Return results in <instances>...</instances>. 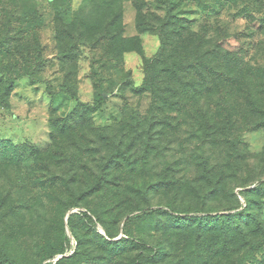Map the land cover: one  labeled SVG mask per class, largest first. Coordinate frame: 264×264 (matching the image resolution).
<instances>
[{
	"label": "rangeland",
	"instance_id": "rangeland-1",
	"mask_svg": "<svg viewBox=\"0 0 264 264\" xmlns=\"http://www.w3.org/2000/svg\"><path fill=\"white\" fill-rule=\"evenodd\" d=\"M156 57L172 106L138 89ZM79 101L101 107L62 131L54 120ZM118 148L134 167L108 165ZM261 182L264 0H0V251L54 264L83 243L63 264H131L137 251L112 242L125 237L141 240L142 264H264V189L248 192ZM168 203L252 210L236 234L189 232ZM46 237L66 250L42 261Z\"/></svg>",
	"mask_w": 264,
	"mask_h": 264
},
{
	"label": "trees",
	"instance_id": "trees-1",
	"mask_svg": "<svg viewBox=\"0 0 264 264\" xmlns=\"http://www.w3.org/2000/svg\"><path fill=\"white\" fill-rule=\"evenodd\" d=\"M144 30H142L143 32ZM167 44L164 40V38H162V52H160V54L163 53V50L165 51ZM159 58H153L152 60L147 59V61L145 62V68H144V72H145V78L144 81L142 83V85L140 86V88H138L141 91H151L154 93V101H162V102H167V104H169L170 106L173 105L172 100L167 97V96H161L159 95L160 89L157 87V80L158 77L162 74V71L160 70H156L155 72L153 71V65L159 63ZM185 70H188V72L191 71V67L189 66L188 68H186ZM172 71L174 73H179L181 71V68L177 65L174 66V69H172ZM17 76H13V77H9L8 80L6 81V83L4 84V91H8L12 89L13 87V83L15 81ZM212 89H210L211 91ZM101 107V101H97L95 104H89V103H85L83 101H79L77 106L75 107V109L70 113V115H68L67 117H61V118H56L54 120V124L57 125L61 128L62 131H66L69 128L73 129L74 128V124H77L78 122H83L86 121V116L91 113V112H95L96 110L100 109ZM153 108L157 107V104L154 103ZM24 148V149H23ZM22 149V151H25V146H21L20 148H18V151H20ZM46 153H49V151H46ZM45 154V153H44ZM43 154V155H44ZM42 156V152L41 151H36V149H33L32 153H31V157L32 158H37L39 160V158H41ZM131 154L129 153L128 150H123L122 148H118L117 151L111 153V155L109 156L108 160L109 163L108 165L111 166H115L118 168H123L125 167L127 164L131 165L132 167H134V163L131 161ZM127 162V163H126ZM134 170V169H133ZM205 170H208L207 166H205ZM108 174V173H106ZM55 180H57L56 182H58L59 180H61L60 177L55 176L54 177ZM107 175L102 176L98 183L100 184V186L102 185V183H104L107 180ZM264 189V182H261L258 186H256L255 188L251 189V191L248 192H252V191H259V190H263ZM95 192H98L97 189H90L87 191V196H91L93 195ZM247 192V193H248ZM74 204H71L70 206H73ZM167 208L170 209V211H172V214L168 213L167 211H163L164 214H166L168 216L169 222L171 225L182 228L185 227L187 228V230H189L190 228L197 229L198 231H201L206 228V226L211 227L212 228H208V229H214V228H220V227H216V226H223V230L225 233L227 234H236L238 233L237 231L239 230L240 227H242V225L240 224L242 222V219L244 218V216H248L250 215V212L252 210V206L250 204H248L247 207L239 210L242 206H238V207H232L229 210H237L233 213H216V214H207V213H199V214H194V215H182V212L177 211V210H172V206L171 204H167L166 206ZM120 210H122L120 208ZM137 211H141L142 209H136ZM121 213V211H119ZM95 214V212H94ZM148 214V213H146ZM86 217L90 218L89 214H85ZM98 221L99 217H96ZM131 220V216L128 215L126 217V222L124 224V226ZM120 220L118 221V223L120 224ZM71 226V223H70ZM123 226V227H124ZM255 231H260L262 230V234H264V229L261 228V222L259 220H256L255 222ZM243 228V227H242ZM221 229V228H220ZM243 230V229H242ZM192 229H190L189 232H191ZM260 234V233H258ZM113 242V246L116 248L118 246H120V251L123 250V248H128L126 251H124L122 254H126L129 253L130 251H137V254L135 255V258L133 260V262H131V264H142V259L144 258L145 255H143L144 253V247L142 246V242L139 239H129L122 237L120 240L117 241H112ZM252 246L256 247V244L252 243ZM81 247H83V243H80V245L75 248V251L73 252L72 255H70L69 257L63 256L61 258H59L56 263L54 264H63L68 258L71 257H75L78 253L79 250L81 249ZM66 250V239L64 237H46L44 242L41 244V252H42V261H45L49 258H54L57 257V255L64 253ZM163 251L159 249L158 252L153 254V257L158 256L160 254H162ZM0 256L1 259L3 260V262L5 264H21L20 261H18L17 259L13 258L11 255H9L7 252H5L4 250L0 251ZM163 260V258L160 259V261Z\"/></svg>",
	"mask_w": 264,
	"mask_h": 264
}]
</instances>
